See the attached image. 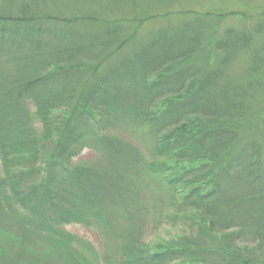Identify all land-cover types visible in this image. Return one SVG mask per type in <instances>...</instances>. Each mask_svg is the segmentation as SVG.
<instances>
[{"label": "trees", "instance_id": "1", "mask_svg": "<svg viewBox=\"0 0 264 264\" xmlns=\"http://www.w3.org/2000/svg\"><path fill=\"white\" fill-rule=\"evenodd\" d=\"M17 10L20 17L0 16L2 37L33 20L29 5L24 3ZM8 37L11 41L14 38ZM141 53L133 55L132 60L127 57L125 73L117 72L109 82H71L73 88L68 82L48 79L0 83V155L4 173H8L4 181L10 182L12 190L16 187L17 197L24 201L25 223L34 224L26 217L39 213V223L31 227L33 230L25 228L29 234L25 238L31 240L33 233L47 232L51 240L71 245L76 238L66 235L58 225H87L92 219L108 223L119 196V203L126 208L138 203L149 207L150 196L143 186L126 182L133 173L141 177L145 172L147 185L159 183L156 186L163 191L157 194L163 209L178 208L182 218L192 220L198 236L160 245L161 249L153 253L148 245L132 240V246L126 243L120 249L116 264H211V258L228 260L227 264H250L240 259L241 251L231 243L226 245L218 238L210 243L208 237L220 224L226 223L229 228L233 220H238L236 211L234 215L224 211L227 203L244 212L248 217L243 218L251 224L256 222L255 232L264 239L259 226L264 221V210L258 209L264 205L263 196L246 193L233 197L231 193L235 188L233 174L234 179L243 178L247 185H264V167L259 160L264 149L263 116L253 118L246 103L237 99L248 95L247 86L232 84L220 89L214 82L217 74H204L201 66H195L201 71L185 67L178 74H169L171 66L166 68L161 63L164 73L157 81L146 82L153 70L146 66L144 74L135 65L151 54ZM189 55L194 54L190 50L182 52L180 60L189 59ZM54 73L61 77L64 70ZM121 75L128 80L122 82L118 77ZM137 77L143 81L136 82ZM182 77H191L192 81H183ZM31 105L36 108L35 114ZM151 107L154 111L149 115ZM36 119L42 124L41 132L35 130ZM121 122L125 126H150L147 136L143 135L150 143L151 162L145 160L138 147L118 136H104V130ZM92 144L114 166L100 171L71 168V162ZM142 206L136 209H145ZM3 211L0 205V216ZM70 259L63 256L67 264H84Z\"/></svg>", "mask_w": 264, "mask_h": 264}, {"label": "rangeland", "instance_id": "2", "mask_svg": "<svg viewBox=\"0 0 264 264\" xmlns=\"http://www.w3.org/2000/svg\"><path fill=\"white\" fill-rule=\"evenodd\" d=\"M24 3L31 7L34 18L22 28L18 26L17 30L0 35V83L48 79L49 82H68L73 88L71 82H106L108 75H114V70L126 65L127 57L132 60L133 55L140 52L150 53V58L144 57L142 63L135 65L136 69L144 70V74L146 66L153 70L146 79L144 77L146 82L157 81L164 73L161 63L171 66L169 74H178L185 67L193 72L203 68L204 74H217L214 82L220 89L232 84L247 86L248 95L237 99L246 103L253 118H264V0H0V16L20 17L17 9ZM9 35L14 36L12 41ZM187 50L194 55L180 60L182 52ZM152 61L155 66L151 65ZM187 61L190 63L186 66ZM59 70H64L61 77L51 74ZM188 79L182 77L183 81H192L191 77ZM135 80L142 82L143 79ZM30 107L35 114L36 108ZM153 111L151 107L149 115ZM258 123L263 124V121ZM34 124L35 130L41 132L42 124L38 121ZM148 127L125 126L121 122L104 130L103 134L118 136L138 147L149 163L153 156L148 151V138L144 136ZM261 143L264 145V141ZM47 147L50 149L51 143ZM99 149L95 144L89 145L70 167H90L98 171L113 167L114 163L104 160ZM259 160L264 167V149ZM139 166L142 169V164ZM4 170L0 155V205L5 215L0 216V264H67L63 261L66 255L84 264H116L120 249L126 243L132 246V240L148 245L153 253L161 249L160 245L198 236L192 220L182 218L183 213H179L178 208L163 209V203L157 198V194L163 192L156 186L159 183L147 185L149 179L143 172L141 177L133 173L126 182L143 186L150 196L149 207L138 203L126 208L119 203L122 198L119 196L108 223L92 219L87 225H58L66 235L76 238L71 245L63 240H51L47 232L33 233L31 240H27L25 228L39 223V213L26 217L34 224L25 223V203L17 197L16 187L12 190L10 182L4 181L8 176ZM234 178L233 174V197L254 193V197L262 195L264 199V185L250 186L243 183V178L236 177L237 181ZM225 205L224 211L229 215L236 211L238 220H233L229 228L226 223L217 226L209 235V242L218 238L226 245L231 243L235 250L241 251L240 259L250 264L254 261L264 264V239L255 232L257 223L251 224L249 219L243 218L248 217L244 212ZM139 206L145 209H136ZM261 208L264 210V205L258 209ZM260 224L264 233V221ZM209 261L227 264L228 260L211 258Z\"/></svg>", "mask_w": 264, "mask_h": 264}]
</instances>
